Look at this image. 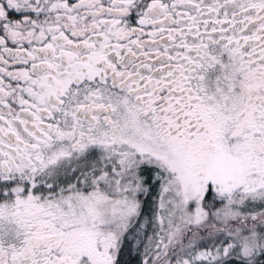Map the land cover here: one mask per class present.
Here are the masks:
<instances>
[{
  "label": "snow or ice",
  "instance_id": "obj_1",
  "mask_svg": "<svg viewBox=\"0 0 264 264\" xmlns=\"http://www.w3.org/2000/svg\"><path fill=\"white\" fill-rule=\"evenodd\" d=\"M0 264H264V0H0Z\"/></svg>",
  "mask_w": 264,
  "mask_h": 264
}]
</instances>
